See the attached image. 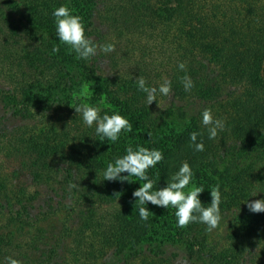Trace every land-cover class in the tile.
Returning a JSON list of instances; mask_svg holds the SVG:
<instances>
[{
    "label": "trees",
    "instance_id": "16d2710c",
    "mask_svg": "<svg viewBox=\"0 0 264 264\" xmlns=\"http://www.w3.org/2000/svg\"><path fill=\"white\" fill-rule=\"evenodd\" d=\"M63 5L83 18L94 44L111 43L115 51L98 47L95 57L77 59L57 36L53 12ZM139 76L157 90L170 80L171 96L157 91L148 105ZM84 85L102 104L101 116H124L139 132L131 135L136 144L163 153L147 173L153 191L184 162L202 184L236 168L220 188V212L236 224L221 243L210 242L205 224L180 228L175 208L153 205L170 224L165 238L151 215L144 221L123 203L128 182L106 181L103 173L127 154L129 138L101 142L96 125L84 123L75 110ZM187 106L193 113L181 132L155 144L160 121ZM205 109L224 121L215 139L202 123ZM193 132L202 134L196 143L204 151L195 150ZM258 160L264 162V0H0V207L15 224L0 235V264L9 256L22 264H264V213L247 207L264 199ZM200 200L210 206L202 194ZM59 211L71 221L44 236L42 222ZM22 231L24 247L16 242Z\"/></svg>",
    "mask_w": 264,
    "mask_h": 264
},
{
    "label": "clouds",
    "instance_id": "9594fccd",
    "mask_svg": "<svg viewBox=\"0 0 264 264\" xmlns=\"http://www.w3.org/2000/svg\"><path fill=\"white\" fill-rule=\"evenodd\" d=\"M74 10L67 5L60 6L55 9L53 16L55 17L57 36L59 40L70 46V51L76 53L77 59H90L95 57L99 51L105 54L115 51L114 44L99 45L93 43V39L86 35V29L83 23V18L73 14ZM59 47H54L53 52H59ZM179 68L186 70L184 63L179 64ZM184 84L185 91H191L194 83L187 75L181 78ZM139 90L147 94V103L151 105L156 100L157 91L165 97H170L172 94L171 81L165 79L164 82L156 87L147 86V82L143 76L137 78ZM82 95H87V88L84 89ZM77 113L82 114L83 121L88 127L96 125L95 131L99 136L100 141L105 139L111 142H117L121 138L122 133L132 132V124L128 119L120 114L103 116L100 115L102 108L98 106H90L87 103H81L75 107ZM202 123L208 128L209 139H215L218 135V130L224 129V121L215 119L210 109H205L202 112ZM201 133H191V141L198 152L204 151L203 142L196 143L197 136ZM126 155L117 158L114 163H108L104 171V180L129 182L130 177H137L139 181L144 183L133 192V197L136 200L135 207H138L139 216L142 220L149 219L150 211L144 205L149 202L152 205L168 208L169 206L176 209L175 216L177 217L178 227L186 228L189 224L198 222L207 226L206 230L212 232L220 226L222 215L220 212L221 191L217 184L211 190L212 201L210 206L204 207L200 195L204 192V188L193 183V170L191 166L184 162L171 177V182H167V186L153 191L155 181L149 177L148 170L164 159L163 153L158 149H149L147 147L138 146L136 150L129 145L126 149ZM127 173V175H122ZM189 185L191 187L189 188ZM79 187L75 183L69 184V189ZM189 188L187 192L184 189ZM257 196L253 192L252 197ZM247 207L252 213H264V199L248 201ZM5 264H22V261L11 256L5 258ZM177 264H189L188 260L182 259Z\"/></svg>",
    "mask_w": 264,
    "mask_h": 264
},
{
    "label": "rangeland",
    "instance_id": "374dc122",
    "mask_svg": "<svg viewBox=\"0 0 264 264\" xmlns=\"http://www.w3.org/2000/svg\"><path fill=\"white\" fill-rule=\"evenodd\" d=\"M24 29V28H23ZM23 36H26V31L22 32ZM68 50L70 49V46H68ZM87 88V95H82V93L84 92V89ZM92 91L90 88H88L87 85H84L83 87H81L78 90V95H79V99L82 103H87L90 106H98L102 108V104L101 103H97V100L92 99ZM91 96V98H90ZM188 98L183 99V101H181L180 103L182 104H187L186 100ZM193 113V110L191 109L190 106H187L184 109H176L174 110L170 116L165 117L163 120L160 121V123L158 124V126L156 127L155 133L153 134V138L155 141V144L157 145H162L164 144L167 140H169V138L174 137L176 135H178L181 130L184 128L185 124L188 122L191 114ZM139 132L136 129H133L132 127V132L130 133H122V136H126L129 138V140L127 141V146L131 145L134 146L136 149L139 146V144L135 142L134 137H137ZM129 134V135H128ZM134 137H132V136ZM258 163V167H263V169L261 168V170L259 169V173L261 176H264V162H260L259 160L257 161ZM243 163L238 164V166H242ZM231 172L229 171V169H224L223 173H222V177H219L217 179L216 182L212 183V184H202L198 181H193V183H195L197 186L203 187L204 188V192L202 193V195L204 196L205 201L209 202V205L211 204L212 201V197H211V192L210 190L215 186V185H219L220 188L223 187V181L225 180L224 177L226 175L232 174L236 168L232 169L231 166ZM130 181L132 183L128 182V187H127V191H124L123 193H125L124 197H122V201L123 203H125L126 205H129L131 208H138L135 207L136 204V200L138 198H134L133 197V192L135 190H137L142 183H144L143 181H139L137 177H130L129 178ZM91 186H87V188L89 189ZM191 187V185H189V188ZM189 188L184 189L185 192H187L189 190ZM91 191H94V189H90ZM0 203H4L3 199H0ZM4 205V204H3ZM1 206V205H0ZM144 207H147L148 210L150 211V215L152 217V219L154 220L155 225L157 226V229H160V232L158 231V233H161L162 235H164L165 238L169 237V228H170V224L166 221L162 219V216L159 214V212H157L153 205L149 202L148 204L144 205ZM222 221L220 223V226L213 230L211 232L210 235V242L212 244L214 243H221L223 241V239L226 237V235H228L229 233L232 232V230L234 229V227H236V224L231 222L230 218L227 217L226 215L222 214ZM68 220H70V218L68 217L67 213H65L64 211H59L56 214L52 215L51 217H49L48 219L44 220L42 222V227L44 228V236H49L52 234L58 235L59 233H61L60 231H65V223H68ZM71 221V220H70ZM15 226V224H14ZM13 226V224L11 223V221L8 218V214H7V209L6 206L4 205L3 207H0V235L9 233L10 231L14 232L15 227ZM64 227V228H63ZM22 235H19V233L17 232V238H16V242L19 243V246H23L24 247V237H26V235L24 234V232H20ZM26 239L29 240V238L26 237ZM25 239V240H26Z\"/></svg>",
    "mask_w": 264,
    "mask_h": 264
}]
</instances>
